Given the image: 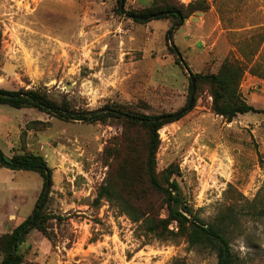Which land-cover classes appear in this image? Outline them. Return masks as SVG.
I'll use <instances>...</instances> for the list:
<instances>
[{"label": "rangeland", "instance_id": "obj_1", "mask_svg": "<svg viewBox=\"0 0 264 264\" xmlns=\"http://www.w3.org/2000/svg\"><path fill=\"white\" fill-rule=\"evenodd\" d=\"M160 1L122 0V11ZM203 1L206 12L171 29L170 18L133 23L118 14V0H0V88L41 90L78 111L119 105L149 116L176 113L192 97L193 107L158 132L156 171L175 172L182 196L204 223L233 216L232 251L241 264H264V114L231 123L215 116L207 89L190 94L188 73L170 51L177 49L193 74H215L225 59L239 62L243 99L264 111V0ZM123 134L115 119L64 122L36 109L0 106V151L38 154L52 175L53 244L31 232L22 264H216L211 252L146 237L107 202L94 203ZM0 177L6 184L1 237L31 214L42 179L6 168Z\"/></svg>", "mask_w": 264, "mask_h": 264}, {"label": "trees", "instance_id": "obj_2", "mask_svg": "<svg viewBox=\"0 0 264 264\" xmlns=\"http://www.w3.org/2000/svg\"><path fill=\"white\" fill-rule=\"evenodd\" d=\"M171 2L161 0L160 3L155 2L140 10L122 11L121 1L118 0V14H124L127 19L140 25L170 18L173 20V29L181 27L191 15L208 10L203 0L191 1L187 5ZM170 51L188 73L190 94L201 91L203 87L207 89L211 98V112L215 116L231 123L237 116L264 114V111L248 105L241 95L240 84L245 67L239 62L225 59L215 74H193L186 63L180 61L177 49L172 47ZM251 72L254 74L253 69ZM0 106L15 110L36 109L64 122L95 124L105 123L109 119L121 121L123 139L119 148L114 150L112 163L108 165L109 171L97 189L94 203L98 206L101 201L107 202L119 216L140 227L146 237L167 243L183 240L189 248L214 254L216 264H241L227 238L234 217L220 215L213 223H204L182 196L174 179L175 172L172 169H166L160 174L156 171V154L160 145L158 132L166 125L180 120L193 105L188 108L187 103L185 108L176 113L158 116L144 115L119 105L95 111H78L70 109L66 103L59 104L51 100L41 90L8 91L0 88ZM0 168L34 172L42 179V188L31 214L9 234L0 237V264H22L20 250L31 232H39L53 244L48 223L55 217L47 212L52 188L51 170L42 156L27 152L6 157L0 151ZM150 196L155 199L149 200ZM163 209L165 216L161 217L160 211ZM259 213L264 216V209Z\"/></svg>", "mask_w": 264, "mask_h": 264}, {"label": "water", "instance_id": "obj_3", "mask_svg": "<svg viewBox=\"0 0 264 264\" xmlns=\"http://www.w3.org/2000/svg\"><path fill=\"white\" fill-rule=\"evenodd\" d=\"M121 1V9H122V0H120ZM168 38H170V34L168 35ZM191 102H192V97H190V99H189V102H188V108H190V106H191Z\"/></svg>", "mask_w": 264, "mask_h": 264}, {"label": "crops", "instance_id": "obj_4", "mask_svg": "<svg viewBox=\"0 0 264 264\" xmlns=\"http://www.w3.org/2000/svg\"><path fill=\"white\" fill-rule=\"evenodd\" d=\"M0 188L1 189H3L5 186H6V184H4V181L2 180V178L0 177Z\"/></svg>", "mask_w": 264, "mask_h": 264}]
</instances>
